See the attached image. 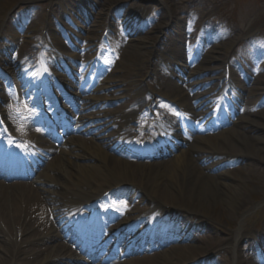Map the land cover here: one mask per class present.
Returning a JSON list of instances; mask_svg holds the SVG:
<instances>
[{
  "label": "bare ground",
  "instance_id": "1",
  "mask_svg": "<svg viewBox=\"0 0 264 264\" xmlns=\"http://www.w3.org/2000/svg\"><path fill=\"white\" fill-rule=\"evenodd\" d=\"M169 22L175 21L170 20L169 17ZM0 36H2L0 63L10 67L13 79H17L26 92L35 91L36 83L41 81V75L46 71L48 62H51L45 61L46 59L40 56L44 45H34L33 41H28L29 43L25 42L18 47L10 43L6 46L4 44L6 42L2 41L4 36ZM140 52H144L147 57H153V63L146 71L131 68L128 74L117 73L118 76L113 71L114 92L111 93V97L99 96L92 100L88 98V102L77 104V109L87 111L80 122L79 132L91 131L94 140L86 143L78 138L71 140L66 152L61 157H56L54 165H48L50 171L42 175L38 183L12 185L10 188L0 184V264H70L75 255L68 250L67 241L57 244L58 239L63 238L62 226L68 224L76 228L77 225L72 218L77 210L75 205L82 202L91 203L106 190L111 191V194L105 196L103 201L118 205L123 215L120 221L128 224L136 219V223H141L142 228L135 232L136 226H134L130 233L124 234V229L120 228L121 223L115 224L111 222L113 216H105L102 221L88 226L83 225L78 230L92 231L94 237L104 233L106 238L116 237V241L124 234L122 244L128 252L135 251V247L145 239L147 247L154 246V242L155 246L161 247L169 243L166 233L170 234V232L189 239L183 248L169 247L170 249L163 253L138 255L132 258L129 264H201L203 258L202 264L260 263V259L264 256V231L250 230L244 221L253 204L247 202L238 189L229 184L230 176L227 171L213 172L217 163L233 159H242L241 161L249 167L264 165V158L256 155L255 149L248 141V138L250 140L254 137L247 134L248 132L243 133L237 129L239 124L256 123V120L250 114L238 115L240 110L238 108L245 106V103L237 91L229 90L231 98L226 100L227 112L231 116L237 114L239 117L234 122L235 129L214 135V138L220 140L218 147L196 140L191 147L183 149L163 164L147 166L131 162L126 155L132 151L124 147L126 145L123 144V139L134 130L135 127L131 123L138 122L140 113L148 106L151 109L154 107V103H148L146 99L145 90L148 85L140 81L141 77L147 75L149 79L151 77V79H164L166 77L164 67H171V64L182 57L185 51L176 44L155 47L141 44ZM35 56L36 59L33 58ZM71 56H75V53ZM95 56L99 58L98 54ZM73 58L76 61L71 62L70 71L78 67L89 70L92 66V62H83L82 55ZM223 59L228 62L227 56ZM30 65L33 66L32 70L29 69ZM49 72L52 86H59L62 83L60 76L50 70ZM214 72H218L217 68H213L212 73ZM205 75L201 72L196 76L195 82L189 84L191 90L195 92L193 104L189 103V97L182 92V86L174 88L166 81L161 84L163 93L172 92L170 99L183 108L184 122H187L191 115L214 116L217 113L216 110L211 109L213 96L207 95L198 99V94L201 89L207 87H211L212 93L213 86H219L221 82L220 88L224 89V79L221 81L218 75L214 79H209ZM189 80V77H184L185 83H189ZM4 83L7 81L1 75L0 98L3 97ZM129 92L133 94L125 98L124 96ZM115 98L121 99L117 109H101L103 103L109 99L113 102ZM201 110L202 112H198ZM120 116L124 118L123 121L117 120ZM156 123L159 132L150 125L144 136L149 140L156 138L158 144L156 147H158L176 133L180 118L169 112L165 119H159ZM163 130L166 135L161 133ZM107 131L109 132L106 133ZM256 138L262 140L264 137ZM152 152L156 155V151ZM210 157L217 162L209 165L210 159H208L207 165L202 167L197 161ZM236 181L244 183V180L236 179ZM127 185L131 186V190L132 187L135 188L131 193L126 192L128 199L121 203L116 195L121 194ZM220 203L223 206H220ZM231 205L237 210V215L233 217L231 214L222 213L225 208L227 211L228 207H232ZM214 209L221 212V215L224 214L226 219L239 217L238 228L233 235H227L223 241L212 242L209 237L199 234L200 229L207 225L205 217L219 218ZM146 211L147 215L142 219L141 215ZM138 232L141 233L136 240L131 237ZM100 242L104 243L102 239ZM193 242L195 245H192ZM200 243L205 245L203 249ZM197 256L201 260L196 261Z\"/></svg>",
  "mask_w": 264,
  "mask_h": 264
},
{
  "label": "rangeland",
  "instance_id": "2",
  "mask_svg": "<svg viewBox=\"0 0 264 264\" xmlns=\"http://www.w3.org/2000/svg\"><path fill=\"white\" fill-rule=\"evenodd\" d=\"M67 11H71V15H76L75 17L80 19L78 23L80 28L77 29L73 17ZM134 14H138L137 17ZM109 17L113 18L115 27L114 33L108 35L107 41L109 49L113 46L112 50L116 52L111 50L107 56L109 60L106 62L115 65L116 72L120 75L128 74L131 68L137 67L146 71L153 63V57L148 58L144 52H140L141 44L147 47L176 44L186 52L182 58L190 59L189 56H192L193 62L200 60L201 57L203 61L202 59L207 57V63L198 65V70L200 73L210 71L206 75L210 79L217 75L222 76L225 62L223 57L227 56L232 66L234 84L244 93L241 96L245 106L238 108L240 109L238 115L250 114L256 120V123L239 124L237 129L243 133L248 132L247 134L254 137L250 140L248 138L250 146L255 149L256 155L264 158V0H0V26L4 23L3 29L0 28V35L4 36L2 41L7 40L15 45H22L31 40L36 42V39L41 41L39 32L47 28V23H50L51 27L48 31L54 42L60 43L64 38L61 29L59 30L60 24L64 27V34L76 32L85 40H97L103 24ZM127 17L134 19L133 22L141 21L145 25L144 29L137 28L138 33L135 38L128 39L122 32V19ZM169 17L175 22H169ZM127 47L130 50L129 48L127 50ZM87 55L90 58L94 56L91 52ZM213 68H217L218 72L212 73ZM110 74L111 71L107 69L104 73L105 78H109ZM141 79L148 85L147 92L151 91L155 95L158 89H161L156 84L158 81H153L147 76ZM186 87L185 85L182 90L191 98L189 101L193 104V93L188 92ZM205 91H199L198 98H201ZM160 93L163 94L161 91ZM148 98L149 101L152 100V97ZM161 104H164L165 109L169 108L167 102ZM117 106L118 103L113 102L104 104L103 109L114 110ZM154 117L155 112H152L146 120ZM234 117H238L237 114ZM235 128L234 125L232 129ZM218 134L213 133L211 136ZM257 136L263 139H257ZM90 139L84 137L83 142L86 143ZM219 143L217 139L206 141L207 145L213 147H218ZM208 159H210L209 165L217 162L211 157L197 161L203 167L207 165ZM241 160L233 159L217 163L213 172L217 173L220 170L228 172L229 184L237 188L247 202L253 204V208L244 218L245 223L250 230L262 231L264 165L249 167ZM236 179L244 180V183ZM127 186L123 190L125 194L131 193L135 188L132 187L131 190V186ZM220 206H223L222 203ZM235 208V206L228 207L227 211L225 208L222 213L236 216ZM214 212L219 218L205 217L207 225L200 229L199 234L209 237L212 242L223 241L227 235H233L238 228L239 217L226 219L218 210L214 209ZM169 246L171 245L164 247L162 253L168 250ZM203 246L205 245L201 244L202 249Z\"/></svg>",
  "mask_w": 264,
  "mask_h": 264
}]
</instances>
